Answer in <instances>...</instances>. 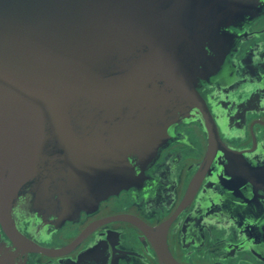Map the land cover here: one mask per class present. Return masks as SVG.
<instances>
[{"label": "water", "instance_id": "obj_1", "mask_svg": "<svg viewBox=\"0 0 264 264\" xmlns=\"http://www.w3.org/2000/svg\"><path fill=\"white\" fill-rule=\"evenodd\" d=\"M264 0H0V223L60 225L139 183ZM1 264V260H0Z\"/></svg>", "mask_w": 264, "mask_h": 264}, {"label": "flooded vegetation", "instance_id": "obj_2", "mask_svg": "<svg viewBox=\"0 0 264 264\" xmlns=\"http://www.w3.org/2000/svg\"><path fill=\"white\" fill-rule=\"evenodd\" d=\"M202 80L209 117L183 120L143 179L60 225L19 210L1 264H264V13Z\"/></svg>", "mask_w": 264, "mask_h": 264}]
</instances>
